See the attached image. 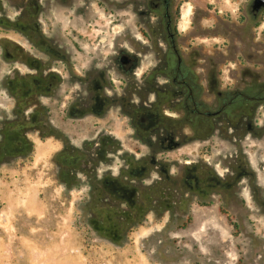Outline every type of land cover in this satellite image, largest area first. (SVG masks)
<instances>
[{
    "label": "rangeland",
    "instance_id": "obj_1",
    "mask_svg": "<svg viewBox=\"0 0 264 264\" xmlns=\"http://www.w3.org/2000/svg\"><path fill=\"white\" fill-rule=\"evenodd\" d=\"M174 1L188 64L214 72L219 90L243 88L255 77L264 82V10L254 15V0ZM145 2L34 0L43 12L30 15V0H0V264H264V137L245 131L247 152L239 153L255 174L237 195L242 205L229 206L234 225L212 185L214 156L231 151L229 142L145 141L130 112L107 111L112 93L125 92L113 64L128 50L117 47L119 35L134 45L138 83L162 64L163 46L151 31L156 19L141 17ZM31 23L47 37L57 30L74 52V81H64L56 96L37 90L46 80L21 57L24 49L40 53L36 41L23 40L25 48L8 43ZM89 71L100 74L91 96L105 94L107 103L93 102L106 116L80 106L68 118V105L77 110L89 98ZM109 81L116 90L107 92ZM39 109L46 134L63 141L36 130ZM250 120L259 128L264 107L256 123Z\"/></svg>",
    "mask_w": 264,
    "mask_h": 264
},
{
    "label": "flooded vegetation",
    "instance_id": "obj_2",
    "mask_svg": "<svg viewBox=\"0 0 264 264\" xmlns=\"http://www.w3.org/2000/svg\"><path fill=\"white\" fill-rule=\"evenodd\" d=\"M30 2L29 8H25L30 15H34L35 12L37 14L43 12L41 6L33 4L34 0H30ZM56 2L61 6H70L74 0H56ZM254 3L255 0L253 2L254 15L264 10V6L255 8ZM145 5L148 14H143L141 17L148 18L153 13L154 20L156 19L154 25L157 28L151 26V31L158 38L159 44L163 46V52H158L162 55L160 62L163 65L158 66L156 71L142 72L139 77L141 84L138 83L137 77H135L138 72L134 70H138L140 66L132 54L134 49L128 47L129 45L134 47V45L129 41L121 40L122 36L119 35L116 41L117 47L126 46L128 50L119 51L113 64L117 71L116 76L125 80V92L118 96L112 93L107 111L112 107L119 106L121 110L130 112L131 124L136 128L140 138L145 141L159 142L164 145L183 141V144H186L191 142V140L189 141L191 137H195L197 141L201 142L217 138L229 142L231 151L223 154L219 152L214 156L215 173L212 185L214 193L221 194L224 204L221 206L222 213L228 222L235 225L238 222L234 219L229 206L237 204L236 202H240L242 205V201L237 195L241 194L242 184L249 182L252 174H255L242 153L240 155L239 150L247 152L243 148L244 140L247 138L244 135L246 129L249 128L252 132L248 136L252 135L258 139L264 137V123L257 128L251 125V120L249 121L250 118L256 123L255 119L258 118L259 109L264 107V82H260L258 77H255L246 82L243 88L233 87L219 90V83L214 72H207L203 75L195 70L193 63L190 65L186 62L181 50L180 33L177 27L180 16L179 4H176L174 0H146ZM142 28L145 35H149L148 31L144 27ZM21 29L20 33L18 30L14 31L21 39L11 38L8 43L12 45H10L12 48H18V46L25 48L23 40L28 43L30 39L36 41L35 44L39 47L40 53L31 55L32 53H28L24 49L21 57L28 65L40 70L36 69L35 72L44 76L46 80L45 87L42 88L40 85L41 88L39 87L37 90L56 96L57 89L64 81L67 84L74 81V52L59 39L57 30L47 37L38 33L40 30L34 23L22 25ZM149 37L151 36L149 35ZM86 76L89 78L86 82L88 90H90L89 98L87 97V101L80 102L77 110L74 104L68 105L65 109V116L70 112V115L74 117L76 112H79L80 106H84V108L91 109L88 110L91 114L103 118L106 116V114L100 113L103 108L95 105L94 102L105 103V94L99 93L94 98L91 96L94 87L100 89L99 82H102L100 74L97 71L96 73L89 71ZM105 84L107 92L116 90L115 84L111 81ZM92 102L93 107L90 106ZM39 105L35 104V107H39ZM47 109L50 112L49 107ZM40 110L37 115L39 117H36L39 127L36 130L43 137H54L63 141L64 139L59 135L46 134L45 122L41 121L40 112L42 111ZM49 116L51 117V115ZM67 117L69 118V116ZM50 120L53 122L52 119ZM52 124L51 128L60 127ZM186 129L190 130V135ZM61 158L60 152L57 153V162ZM185 163L189 162L185 161ZM222 184H228V186L222 188ZM220 205L217 204V207L219 208Z\"/></svg>",
    "mask_w": 264,
    "mask_h": 264
},
{
    "label": "water",
    "instance_id": "obj_3",
    "mask_svg": "<svg viewBox=\"0 0 264 264\" xmlns=\"http://www.w3.org/2000/svg\"><path fill=\"white\" fill-rule=\"evenodd\" d=\"M254 6L255 8H260L261 6H264V0H255Z\"/></svg>",
    "mask_w": 264,
    "mask_h": 264
},
{
    "label": "trees",
    "instance_id": "obj_4",
    "mask_svg": "<svg viewBox=\"0 0 264 264\" xmlns=\"http://www.w3.org/2000/svg\"><path fill=\"white\" fill-rule=\"evenodd\" d=\"M236 225V224H235Z\"/></svg>",
    "mask_w": 264,
    "mask_h": 264
}]
</instances>
